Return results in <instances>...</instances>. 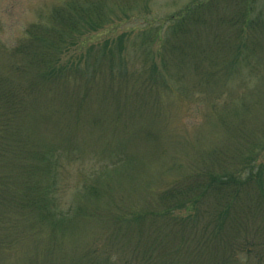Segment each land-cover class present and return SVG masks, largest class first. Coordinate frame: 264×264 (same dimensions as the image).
Here are the masks:
<instances>
[{"label":"rangeland","instance_id":"1","mask_svg":"<svg viewBox=\"0 0 264 264\" xmlns=\"http://www.w3.org/2000/svg\"><path fill=\"white\" fill-rule=\"evenodd\" d=\"M72 1L101 14L98 26L81 23L74 42L85 63L102 58V67L80 112L74 92L68 101L54 89L30 123L36 147L61 154L45 181L62 210L144 203L192 161L264 139V0H0V65L30 31L54 55L68 38L56 40L53 16ZM102 224L63 226L57 254L86 250ZM0 264L19 263L0 252Z\"/></svg>","mask_w":264,"mask_h":264},{"label":"trees","instance_id":"2","mask_svg":"<svg viewBox=\"0 0 264 264\" xmlns=\"http://www.w3.org/2000/svg\"><path fill=\"white\" fill-rule=\"evenodd\" d=\"M90 7L72 1L56 11V40H68L54 55L38 47L46 38L30 31L8 51L10 63L0 65V252L19 264H264V139L248 141L249 151L215 149L192 161L144 203L65 211L51 199L45 179L58 170L61 154L36 147L32 112L54 89L68 101L74 92L80 112L103 62L85 63L83 42H74L83 21L100 25L101 14ZM81 219L99 220L102 232L70 259L57 254L62 227ZM26 244L33 246L29 253Z\"/></svg>","mask_w":264,"mask_h":264}]
</instances>
